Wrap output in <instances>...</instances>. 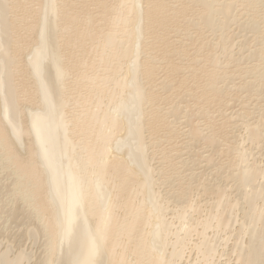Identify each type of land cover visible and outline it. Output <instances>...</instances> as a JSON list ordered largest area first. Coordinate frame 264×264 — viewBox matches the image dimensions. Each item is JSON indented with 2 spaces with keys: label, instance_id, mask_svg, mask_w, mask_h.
Masks as SVG:
<instances>
[{
  "label": "bare ground",
  "instance_id": "obj_1",
  "mask_svg": "<svg viewBox=\"0 0 264 264\" xmlns=\"http://www.w3.org/2000/svg\"><path fill=\"white\" fill-rule=\"evenodd\" d=\"M0 264H264V0H0Z\"/></svg>",
  "mask_w": 264,
  "mask_h": 264
},
{
  "label": "rangeland",
  "instance_id": "obj_2",
  "mask_svg": "<svg viewBox=\"0 0 264 264\" xmlns=\"http://www.w3.org/2000/svg\"><path fill=\"white\" fill-rule=\"evenodd\" d=\"M235 25H236V24H234L232 27L235 28ZM173 29H174V28H172V29L170 30L172 36H174L173 39H174V38H176V39L179 38V39H180L181 37L184 36V35H183V36H179V32H178V33L175 32V31L173 32ZM181 29H182V28H181ZM181 29H180V30H181ZM183 32H184V31H183ZM237 32H238V30H237ZM169 34H170V32H169ZM171 34H170V36H171ZM173 34H174V35H173ZM181 34H182V33H181ZM249 35H250V34H249ZM177 36H178V37H177ZM176 39H175V40H176ZM238 41H239V38L236 39V43H237ZM237 51H238V48H237V46H235V51H234V52H237ZM174 59H175V58H174ZM176 59H177V58H176ZM179 60H180V59H179ZM175 61L177 62L178 59L175 60ZM178 62H179V61H178ZM179 63H180V62H179ZM181 63H182V62H181ZM184 63H186V62H184ZM244 65H245V64H244ZM244 65L242 64V67H246V66H244ZM183 69H184V68H183ZM184 70H185V69H184ZM184 70H183V72H184ZM186 71H187V70H186ZM181 73H182V72H180V73H178V74H181ZM160 75H161V72H160ZM157 77H158V76H157ZM159 78H160V76H159ZM159 81H160V80H159ZM159 81H158V82H159ZM240 81H241V79H240ZM236 82L238 83V82H239V79H237ZM221 85H222V83H221ZM230 87H231L232 89L236 88L233 84H231ZM244 95H245V94H244ZM243 97H244V96H243ZM254 97H255V99L257 98L256 96H254ZM254 97H253V98H254ZM187 98L190 99V97H187ZM187 98L185 97L186 100H188ZM191 103H192V102H191ZM231 104H232V106L230 105L231 108H229V109L225 112L226 115H230L233 111L235 112V111L238 110V108H239V106H238V101H237V102L232 101ZM234 104H235V105L237 104V106L235 107ZM183 105H184V103H183ZM254 105H255V101L253 102V104L250 105L251 109H253ZM217 114H218V113H216V114H214V115H217ZM184 119H185V118H184ZM184 119L182 118L181 120H184ZM181 122H183V121H181ZM183 125H185V124H183ZM183 125H182V127H181V128L183 129L182 131H184V129L187 130V128H185V126L183 127ZM186 130H185V131H186ZM186 150H187V149H186ZM203 150H205V149L200 150V152L203 151ZM205 154H206V153H205ZM187 156H188V155L186 154L184 157H187ZM202 164L204 165L205 162L202 163ZM202 164H201V165H202ZM200 170H201V169H200ZM200 170L198 169V171H200ZM19 223H21V225L19 226L20 228H19V227L17 228V227H16V224L14 225V230H15V231H16L17 229L24 228L23 226H25V225L22 223V220H21V222H20V220H19ZM22 224H23V225H22ZM11 226L13 227V224H12ZM15 227H16V228H15ZM1 247H3V246H1ZM222 262H224V260H222Z\"/></svg>",
  "mask_w": 264,
  "mask_h": 264
}]
</instances>
